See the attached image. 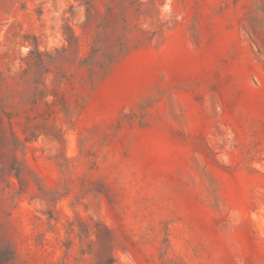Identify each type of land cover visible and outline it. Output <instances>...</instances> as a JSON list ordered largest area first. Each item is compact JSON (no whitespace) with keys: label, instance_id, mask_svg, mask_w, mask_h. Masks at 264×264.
I'll return each instance as SVG.
<instances>
[{"label":"rangeland","instance_id":"1","mask_svg":"<svg viewBox=\"0 0 264 264\" xmlns=\"http://www.w3.org/2000/svg\"><path fill=\"white\" fill-rule=\"evenodd\" d=\"M0 264H264V0H0Z\"/></svg>","mask_w":264,"mask_h":264}]
</instances>
